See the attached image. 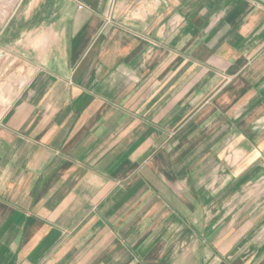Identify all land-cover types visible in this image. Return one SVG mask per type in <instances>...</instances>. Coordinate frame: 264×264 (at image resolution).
<instances>
[{"label":"crops","instance_id":"1","mask_svg":"<svg viewBox=\"0 0 264 264\" xmlns=\"http://www.w3.org/2000/svg\"><path fill=\"white\" fill-rule=\"evenodd\" d=\"M0 61V264H264V0H0Z\"/></svg>","mask_w":264,"mask_h":264},{"label":"rangeland","instance_id":"2","mask_svg":"<svg viewBox=\"0 0 264 264\" xmlns=\"http://www.w3.org/2000/svg\"><path fill=\"white\" fill-rule=\"evenodd\" d=\"M4 60L6 61V58H5V57H3V61H4ZM0 62H1V61H0Z\"/></svg>","mask_w":264,"mask_h":264}]
</instances>
